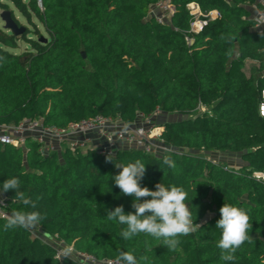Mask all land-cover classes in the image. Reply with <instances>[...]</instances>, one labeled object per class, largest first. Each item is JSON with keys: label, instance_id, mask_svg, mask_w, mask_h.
Returning <instances> with one entry per match:
<instances>
[{"label": "trees", "instance_id": "16d2710c", "mask_svg": "<svg viewBox=\"0 0 264 264\" xmlns=\"http://www.w3.org/2000/svg\"><path fill=\"white\" fill-rule=\"evenodd\" d=\"M8 1L35 26L38 18L48 35L22 25L0 0L25 28L17 35L0 26V123L42 117L66 126L97 115L133 123L156 110L182 116L161 123L165 143L175 148L162 155L129 148L107 161L95 150L45 155L29 139L27 150L0 142V188L18 177L19 190L37 200L44 219L35 231L98 258L131 250L138 260L148 258L141 264H264V181L252 176L264 171V27L256 26L249 9L256 0H169L175 12L163 23L149 12L160 0H42L43 7L37 0ZM191 1L220 13L199 33L188 32ZM19 39L31 50L15 53ZM249 59L256 64L248 69ZM200 149L235 150L241 159L229 166ZM164 155L175 161L174 169L163 163ZM137 159L146 165L141 186H182L201 224L175 251L144 234L126 240L120 235L126 226L106 218L121 205L125 213L135 211L134 198L115 186L113 176L120 171L115 163ZM2 194L10 214L23 209L14 191ZM224 203L244 208L252 224L251 241L233 261L221 260L217 247ZM5 222L0 216V264H78L58 258L55 243L33 229L5 231Z\"/></svg>", "mask_w": 264, "mask_h": 264}, {"label": "clouds", "instance_id": "9594fccd", "mask_svg": "<svg viewBox=\"0 0 264 264\" xmlns=\"http://www.w3.org/2000/svg\"><path fill=\"white\" fill-rule=\"evenodd\" d=\"M227 39L231 41L232 37L229 36ZM261 115H264V112ZM162 159L169 168L176 167L170 155H164ZM106 160H113L111 153ZM115 167L120 170L113 176L115 186L124 195L134 198L132 207L135 211L125 213L121 205L108 211L106 218L126 226L120 232L124 239L144 234L162 241L170 251H175L181 244V237H186L201 228V224L193 220V214L186 203L188 194L182 186H166L159 182L155 185V190L142 187L140 181L145 175L146 165L140 159L134 162L115 163ZM20 184L18 177H11L6 179L0 188L4 193L14 191V200L24 206L23 209L14 210L7 216L3 225L5 231L15 228L30 230L44 219L37 210V200L20 191ZM141 198H143L142 202ZM219 212L220 218L216 222V228L221 233L217 243V247L221 250L220 258L223 261H233L236 259V251L246 241L252 239L249 235V230L252 228L250 215L244 208L228 203H224ZM147 259L146 256H141L138 260L133 251H122L116 257V264H141V261Z\"/></svg>", "mask_w": 264, "mask_h": 264}, {"label": "built area", "instance_id": "2783aa9c", "mask_svg": "<svg viewBox=\"0 0 264 264\" xmlns=\"http://www.w3.org/2000/svg\"><path fill=\"white\" fill-rule=\"evenodd\" d=\"M37 2L40 7H43L42 0H37ZM254 5L256 26L261 28L264 26V0H256ZM187 9L191 15L189 33L201 32L210 20L220 15L217 9L204 11L196 1L187 3ZM149 12L158 22L163 23L170 20L175 12V6L169 0H160L150 7ZM186 38L189 43L193 41L190 36ZM160 112L156 110L151 115L140 114L138 116L142 120L140 124L137 121L128 123L121 117L104 115L74 121L66 126L46 124L42 117L25 118L15 124L0 123V142L27 150L29 139L39 143V150L45 155L53 151L61 152L67 148L78 149L81 152L95 150L105 156L110 153L116 156L119 151L129 148L162 155L175 148L165 143L162 137L164 127L155 125L153 122V116ZM260 112H264V102L260 105ZM252 176L264 181V171H254ZM8 205L5 195L0 191V216L2 218L10 215ZM54 237L57 238V236ZM55 245L58 258L68 257L78 264H116V259L98 258L92 253L76 249L73 244H66L61 239H58Z\"/></svg>", "mask_w": 264, "mask_h": 264}, {"label": "rangeland", "instance_id": "374dc122", "mask_svg": "<svg viewBox=\"0 0 264 264\" xmlns=\"http://www.w3.org/2000/svg\"><path fill=\"white\" fill-rule=\"evenodd\" d=\"M2 2H6L9 4V7L12 8L15 12V15L16 17L18 18L19 22L32 29V30H35L36 28H39L40 31L42 32V34L44 36H47L48 34L45 32L44 30V26L43 24L39 21L38 18H36L35 16H33V21L36 23V26L35 24H32L30 23L16 8L15 6L9 2L8 0H1ZM2 11V8L0 7V13ZM0 26L3 27L4 26V21L1 19L0 17ZM28 37H32V38H37L36 35H29ZM18 48H15L13 49V51L15 53H18V54H22L26 51H29L31 50V48H29L28 46V43L24 40V39H19L18 41ZM251 66V64H248L247 65V68L249 69ZM200 110H205L204 107H201ZM196 114V113H195ZM193 114V115H195ZM182 116L180 114H178L177 112H162V113H159V114H156L153 116V122L155 125H161V123L163 122H166V121H176L178 120L179 118H181ZM140 119V118H138ZM140 122H142V120L140 119ZM181 152H184L186 150L184 149H181L179 150ZM196 152H203V153H206L207 157L209 159H213L215 161H222V162H225L227 163L229 166H237L239 164V161L241 159V153H239V151H235V150H217V151H211V152H207L206 150H197ZM241 163V162H240ZM211 214H208L206 218L210 217ZM34 230V235H38L40 236L43 240H47V241H50V242H53V243H56L57 242V238L54 237L53 239L49 238L47 235H41V234H38L35 230H37V228H33Z\"/></svg>", "mask_w": 264, "mask_h": 264}, {"label": "water", "instance_id": "95a60500", "mask_svg": "<svg viewBox=\"0 0 264 264\" xmlns=\"http://www.w3.org/2000/svg\"><path fill=\"white\" fill-rule=\"evenodd\" d=\"M0 17L4 21V27L12 30L13 33L20 35L24 31V26L18 25V23L12 17V13L10 10H2L0 13Z\"/></svg>", "mask_w": 264, "mask_h": 264}, {"label": "crops", "instance_id": "0c3cea01", "mask_svg": "<svg viewBox=\"0 0 264 264\" xmlns=\"http://www.w3.org/2000/svg\"><path fill=\"white\" fill-rule=\"evenodd\" d=\"M249 9H250V11H251V15H252V17L255 15V5L254 4H251V5H249ZM261 27H264V26H261ZM256 64V62L254 61V60H251V59H249V60H247V65L248 64ZM139 124L141 123L140 122V119H137L136 120ZM2 193V192H1Z\"/></svg>", "mask_w": 264, "mask_h": 264}]
</instances>
